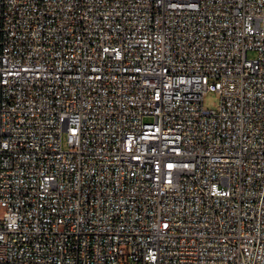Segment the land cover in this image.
Here are the masks:
<instances>
[{
	"label": "built area",
	"instance_id": "2783aa9c",
	"mask_svg": "<svg viewBox=\"0 0 264 264\" xmlns=\"http://www.w3.org/2000/svg\"><path fill=\"white\" fill-rule=\"evenodd\" d=\"M0 264H264V0H0Z\"/></svg>",
	"mask_w": 264,
	"mask_h": 264
},
{
	"label": "rangeland",
	"instance_id": "374dc122",
	"mask_svg": "<svg viewBox=\"0 0 264 264\" xmlns=\"http://www.w3.org/2000/svg\"><path fill=\"white\" fill-rule=\"evenodd\" d=\"M249 58L250 59L256 58V53L255 52H250L249 53ZM219 103H220V100H219V97L217 96L216 93H209L205 97V100H204L205 107H207L208 109H211V110L217 109L219 107ZM63 149L65 151L68 150V145L66 143V137L65 136L63 138Z\"/></svg>",
	"mask_w": 264,
	"mask_h": 264
}]
</instances>
